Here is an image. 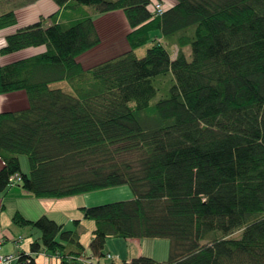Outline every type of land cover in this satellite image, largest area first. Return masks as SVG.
Here are the masks:
<instances>
[{
    "label": "trees",
    "instance_id": "trees-1",
    "mask_svg": "<svg viewBox=\"0 0 264 264\" xmlns=\"http://www.w3.org/2000/svg\"><path fill=\"white\" fill-rule=\"evenodd\" d=\"M54 1L80 17L56 23L54 13L51 25L21 28L0 49L46 48L0 63V94L28 99L0 112V190L18 173L37 198L123 184L133 197L80 208L95 223L88 253L80 220L64 229L47 215L16 213V225L40 233L18 263L37 264L33 254L44 248L57 264H80L84 252L110 253L105 243L116 237L169 239L166 264H264V0H175L161 15L160 0ZM84 7L122 10L129 48L84 67L81 58L102 42ZM15 22L13 11L0 15V29ZM168 74L169 91L152 104ZM121 264L162 263L141 255Z\"/></svg>",
    "mask_w": 264,
    "mask_h": 264
},
{
    "label": "crops",
    "instance_id": "crops-1",
    "mask_svg": "<svg viewBox=\"0 0 264 264\" xmlns=\"http://www.w3.org/2000/svg\"><path fill=\"white\" fill-rule=\"evenodd\" d=\"M160 1H162L167 7L175 4V0ZM8 11L14 12L16 22L11 26L0 29V49L5 46L6 38L9 35L15 33L21 28L39 22L42 19L45 20V26L51 25L53 20L48 19V17L54 13H57L55 19L56 23H69L80 17L76 16L74 11L71 9L59 7L53 0H0V15ZM84 12H86V15L92 17L93 20L95 16L99 15V13H96L91 7H84ZM109 13L114 16L118 15L119 17L117 16V18L119 21L121 20V30L111 33L112 35L109 41H120L119 43L117 42L112 45H114L115 48L120 45L121 48L124 49L122 50L123 52L129 48L128 42L126 41V34L130 31V26L122 10H116ZM94 24L96 27L95 21ZM98 34L100 35L99 31ZM156 34L159 36L158 32ZM101 40V45L98 48L90 51L81 58V62L84 67H90L91 65L102 61L103 58H108V56H98L103 47L106 46L104 45L102 38ZM45 49V46H37L28 47L11 54H0V63L7 64L22 58L31 57L44 52ZM175 55L176 54L174 53L172 57L174 58ZM27 103L28 99L24 91L0 94V112L20 109L25 107ZM24 162L26 161L20 157L21 170L23 173H28L27 169L23 168ZM2 165L3 163L0 161V168ZM81 196L85 195L82 194L60 199L37 198L25 190L22 183L8 186L4 190H0V253L13 255H19L20 253L32 254L31 245L40 237L39 231L35 228L16 225L13 221V217L16 213L21 214L29 220H36L43 215H47L59 224H62L64 229L72 228L73 221L77 219L80 220V227L82 231L80 242L85 247V252L88 253L95 223L94 221L84 219L80 208L93 204H91L92 202H89V197ZM130 240H134L133 242L138 245V249L135 256L127 258L144 255L154 259L152 254L143 250L140 241L141 239L132 238ZM33 256L37 264L59 263V261L55 257L49 255L44 248L40 249L37 254H33ZM114 259L116 264H118L115 256ZM154 260L156 261V259ZM12 264H19L18 260L13 261Z\"/></svg>",
    "mask_w": 264,
    "mask_h": 264
},
{
    "label": "rangeland",
    "instance_id": "rangeland-1",
    "mask_svg": "<svg viewBox=\"0 0 264 264\" xmlns=\"http://www.w3.org/2000/svg\"><path fill=\"white\" fill-rule=\"evenodd\" d=\"M117 16L118 15L114 16L113 14L106 12V13H100L99 15L94 17L96 27L100 33L101 38L104 41V45H106L104 46L105 48L103 47V49L101 50V53L98 54L99 57L114 56V54L116 55V53L118 54V52H122V50H124L121 48L120 45L117 46L116 48L114 45H112V44L117 43L118 41L117 42L109 41L112 35L111 33H115V31L118 32L121 30V20L119 21ZM149 46H150V43L137 49L136 50L137 55L139 57L144 56ZM168 49L170 53H173L176 51V49L173 50L171 47H169ZM183 50H184L187 60H191L192 58L191 47L186 46L184 47ZM108 54H113V55H108ZM170 75L171 74L160 77L161 79L165 78V80L161 84V87L165 88L166 86L165 88L166 90L160 87L161 89H159L156 97L152 99L151 101L152 104L156 103L160 98H162L165 95L167 91H169V88L171 87V81H170L171 76ZM53 86L62 87L64 88V90L70 91V88L65 83H57V84H54ZM20 157H22L23 160L26 161L23 164V168L27 169V172H29V164H28L27 157L25 155H21ZM84 195L85 196H81V197H89V202H92L91 204L93 205H90V206H96V205H101V204H106V203L121 201V200H129L133 197L132 190L127 184L92 191V192H89V194H84ZM239 234L240 232L238 231L234 233L232 236L237 237L239 236ZM133 241L134 240L116 238V237L108 238L105 243L103 252L107 253L108 251H110V253L116 257L117 263L121 264L122 261L126 259L127 257L136 255L138 245L134 243ZM140 241L142 244V248L143 250H145V252L152 254L154 256L153 258L156 259L157 262L166 264L165 262L168 260L169 253H170V240L169 239L142 238Z\"/></svg>",
    "mask_w": 264,
    "mask_h": 264
},
{
    "label": "built area",
    "instance_id": "built-area-1",
    "mask_svg": "<svg viewBox=\"0 0 264 264\" xmlns=\"http://www.w3.org/2000/svg\"><path fill=\"white\" fill-rule=\"evenodd\" d=\"M165 9L164 3L160 1H155L153 5V10L155 15H161ZM22 182V177L16 173L9 177V186L18 184ZM53 257L59 258L56 254ZM19 255L13 254H1L0 253V264H12L13 261L18 260ZM114 256L111 253H107L105 256L100 257L93 254H86L85 252L82 253L80 256L77 257V261L80 264H112Z\"/></svg>",
    "mask_w": 264,
    "mask_h": 264
}]
</instances>
